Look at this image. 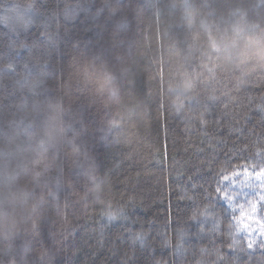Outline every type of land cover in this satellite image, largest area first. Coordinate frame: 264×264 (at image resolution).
Masks as SVG:
<instances>
[{"label": "trees", "instance_id": "trees-1", "mask_svg": "<svg viewBox=\"0 0 264 264\" xmlns=\"http://www.w3.org/2000/svg\"><path fill=\"white\" fill-rule=\"evenodd\" d=\"M77 3L87 11L66 22L63 9ZM57 15L60 35L46 45L50 51L34 49L33 44L45 47L42 25L50 23L48 31L54 33ZM0 24L8 25L0 27V264L10 257L37 264L45 251L44 264H121L123 252L114 255L110 249L123 248L126 230H105V243L98 244L99 209L86 212L80 200L88 162L81 156L77 167L69 146L74 137L97 162L98 175L112 170L110 198L126 205L127 230L151 234L157 259L194 264L193 248L211 249L212 241L227 254V236H213L211 220L202 241L166 247L164 236L175 245L180 229L196 231L185 224L191 203L181 197L196 195L207 202L205 189L222 227H228L231 213L215 194L216 169L226 160L233 167L242 164L243 157L227 154L234 145L242 147L246 137L255 141L264 133L256 107L264 97V0H0ZM21 43L27 51L19 50ZM44 59L49 68L41 75L35 65ZM76 62L107 67L116 77L120 102L109 112L105 98L76 79ZM201 64L216 66L220 86L240 100L229 109L235 115L229 120L242 132L221 127L215 140L224 143H216L214 151L203 131H185L188 105L198 106L205 97L208 76ZM177 105L183 106L181 113ZM117 115L125 120L121 138L131 143L108 148L99 129ZM69 179L71 191L65 187ZM49 191L58 192V202ZM239 203H245L243 197ZM236 240L239 244L240 236ZM76 248L79 254L73 255ZM253 251L252 257L241 254V264H259L261 249Z\"/></svg>", "mask_w": 264, "mask_h": 264}, {"label": "snow or ice", "instance_id": "snow-or-ice-1", "mask_svg": "<svg viewBox=\"0 0 264 264\" xmlns=\"http://www.w3.org/2000/svg\"><path fill=\"white\" fill-rule=\"evenodd\" d=\"M35 4L30 5V8H34ZM87 11L80 3L70 5L63 9V19L66 22L74 23L81 15L82 12ZM116 9H112L115 13ZM99 14V12L97 13ZM157 23L159 22V12L156 14ZM57 27L53 32L48 31L52 25L48 22H44L40 31V36L45 40V47L41 48L38 44H33V48L45 53L50 50L46 45L54 42V36L60 35V16L57 15ZM0 27L7 28V24H0ZM90 31V29H89ZM78 46V44H74ZM58 47V45H57ZM215 49V45L213 44ZM20 51H27L26 43H21L19 47ZM131 52L129 51V55ZM161 63L163 60L161 58ZM75 70V77L78 81L91 88H94L98 95L105 98L104 110L109 112L113 103L120 102V90L115 87L116 77L108 70L107 67L101 66L97 68L94 64L80 65L78 62ZM35 67L40 69L41 75L47 74L49 68V62L44 59L42 62H37ZM202 71L207 74L208 79L203 81V87L205 89V97L198 106L188 105L191 110V115L186 118L185 131H189L195 127L204 132L206 136H210L209 147L215 150L216 143H224L223 140L216 141L215 137L218 134V130L221 127H228L230 133H241L242 129L237 128L232 120H235V115L229 111L231 107H235L240 104V100L237 96L232 94L228 88L220 86V81L217 79L216 73L218 69L211 64H201ZM25 69L31 74V66L25 64ZM9 70H14L12 64L9 65ZM194 79L197 83H200V74H195ZM161 82L163 86V76L161 74ZM248 103L252 104V99H248ZM223 105V107H221ZM259 113H261V123H264V97H261V103L256 106ZM134 108L130 109V111ZM176 112L181 113L183 111L182 105L176 106ZM226 121L228 122L226 124ZM125 120L123 116H112L107 118L101 125L99 132V140L103 142L108 148L119 147L122 143H131L127 139H122L123 128ZM211 129V131H210ZM87 130L85 129V132ZM112 132H116L119 135L112 137L108 135ZM242 147H235L232 152L227 155L232 157L233 155L243 157V163H237L235 167L226 160L216 172L219 175V182L215 189V194L221 200L224 201L226 210L230 211V222L227 229L222 227L220 217L215 215V206L213 203L211 192H208V199L205 202L200 196H186L181 199H187L191 203V211L187 217L186 225H195L196 231H186L182 228L177 233V239L179 243L173 245L168 241L167 236H164V243L166 247L180 248L183 244H187L190 239L203 240L206 235L205 229L207 228L208 221L211 220L212 227L210 229L213 236L220 234L226 235L227 239L224 241L229 252L222 254L220 248L215 247V241H212V248L200 247L198 250L193 248L194 264H241V254L252 257L255 249H261V260L259 264H264V133L261 134V138L253 141L251 137H246L242 141ZM70 149L74 157L77 158V167H80L79 157L83 156L84 160L88 162V167L84 173L87 188L84 191V195L80 197L81 202L84 204L85 211L89 207L93 209H99V221H100V238L98 244H104L105 230L119 226L126 230V234L123 237L122 249H110L114 255L123 252V259L121 264H164L160 259H157L154 255V248L149 241L152 239L151 234L144 232L143 230L136 232L127 230V221L129 215L126 211V205L122 202L114 201L110 198V186L112 185V170L104 174L98 175L100 172L97 162L90 159L89 154L85 148L81 146L77 138L74 137L70 142ZM132 159V157H129ZM123 161L116 163L114 168H119ZM209 168V171H212ZM231 172V175L227 174ZM242 177V179H241ZM60 183L59 179L57 181ZM221 185H230L229 189L222 187ZM66 189L71 191L73 184L71 179L65 185ZM195 187H203L202 185H195ZM48 196L53 200L59 201V194L55 191H49ZM243 197L245 203L240 204L239 200ZM91 200V205H89ZM131 203V202H130ZM245 208L247 209L245 211ZM239 210V216L235 215V212ZM212 213V215H210ZM234 221V223L232 222ZM247 221V223H245ZM37 227L36 223L32 224L33 230ZM168 227V224L165 225ZM243 234V235H241ZM240 236L239 244L236 237ZM116 240H121L119 235H115ZM63 242H67V237H63ZM246 242V246H245ZM73 255H78L80 249ZM27 251V249H25ZM48 253L42 252L36 257L37 264H44L45 257ZM215 257L210 259V257ZM199 257V259H196ZM8 264H18L15 257H10Z\"/></svg>", "mask_w": 264, "mask_h": 264}]
</instances>
